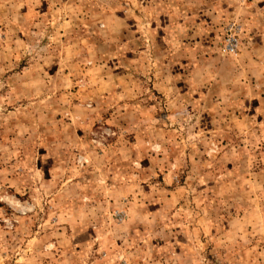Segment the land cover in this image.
Wrapping results in <instances>:
<instances>
[{
  "label": "rangeland",
  "instance_id": "rangeland-1",
  "mask_svg": "<svg viewBox=\"0 0 264 264\" xmlns=\"http://www.w3.org/2000/svg\"><path fill=\"white\" fill-rule=\"evenodd\" d=\"M0 264H264V0H0Z\"/></svg>",
  "mask_w": 264,
  "mask_h": 264
},
{
  "label": "built area",
  "instance_id": "built-area-1",
  "mask_svg": "<svg viewBox=\"0 0 264 264\" xmlns=\"http://www.w3.org/2000/svg\"><path fill=\"white\" fill-rule=\"evenodd\" d=\"M239 47V38L235 33L227 34L224 39V50L228 53H236Z\"/></svg>",
  "mask_w": 264,
  "mask_h": 264
}]
</instances>
